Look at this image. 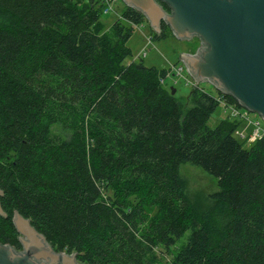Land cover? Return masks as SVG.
Wrapping results in <instances>:
<instances>
[{"label": "trees", "instance_id": "trees-1", "mask_svg": "<svg viewBox=\"0 0 264 264\" xmlns=\"http://www.w3.org/2000/svg\"><path fill=\"white\" fill-rule=\"evenodd\" d=\"M104 8L0 0V243L21 248L17 211L84 264H154L189 229L167 264H264V136L246 147L239 118L209 128L220 97L239 107L220 92L195 86L184 110L165 70L132 60L144 15L125 7L111 38ZM170 32L163 22L153 38ZM186 162L218 180L202 214L183 191Z\"/></svg>", "mask_w": 264, "mask_h": 264}, {"label": "water", "instance_id": "water-1", "mask_svg": "<svg viewBox=\"0 0 264 264\" xmlns=\"http://www.w3.org/2000/svg\"><path fill=\"white\" fill-rule=\"evenodd\" d=\"M122 1L144 15L155 34L164 22L178 39H198L194 53L180 54L195 86L210 83L264 122V0ZM0 215L6 216L1 202ZM13 223L22 251L0 243V264H84L76 253L56 251L17 211Z\"/></svg>", "mask_w": 264, "mask_h": 264}, {"label": "rangeland", "instance_id": "rangeland-1", "mask_svg": "<svg viewBox=\"0 0 264 264\" xmlns=\"http://www.w3.org/2000/svg\"><path fill=\"white\" fill-rule=\"evenodd\" d=\"M125 7L126 5L122 0H116V2L112 4L113 11H106L107 8L105 4L101 20L106 25L104 29L105 33L111 38L114 37L112 24L116 19L122 18ZM132 32L127 43L133 53L132 60L138 62L142 60L148 67L165 70V86L168 89L172 87L175 89V96L182 104L184 110L191 108L193 103L190 99V93L195 87V83H193L192 77L181 62L180 54L182 52L194 53L199 46V40H180L175 37L172 32L165 38L154 39V32L150 28L148 21H145L139 26H134ZM149 37L152 39L150 44H148ZM193 50L194 52H192ZM143 51H146L145 56L142 55ZM129 61L130 60H128V62ZM180 67L183 68L181 73L178 74L177 71ZM197 87H201L216 96L219 92L208 82H202L197 85ZM238 109L241 110L242 107L239 106ZM246 116V119H242L243 121L238 127L236 134L237 132L245 134L244 139H247L246 147H249L251 143L254 142L253 137L256 124L258 123L260 127L264 128V122L256 113H248ZM227 118L235 119L231 115V109L220 103L216 111L207 121V126L209 128H214L219 121ZM179 177L183 184L184 194L190 200L195 212L202 214L214 205L215 201L212 195L220 190L216 177L206 172L201 167L189 162L180 165ZM191 232L190 229L187 230L177 241L176 245L172 247L171 252L158 248L154 256V264H167L172 258V254L177 252L179 248L188 242Z\"/></svg>", "mask_w": 264, "mask_h": 264}, {"label": "built area", "instance_id": "built-area-1", "mask_svg": "<svg viewBox=\"0 0 264 264\" xmlns=\"http://www.w3.org/2000/svg\"><path fill=\"white\" fill-rule=\"evenodd\" d=\"M103 1V3H105L106 4V11H113L112 9V4L114 3V2H116V0H102ZM142 24V23H141ZM141 24H136L135 26H139V25H141ZM152 39L149 37L148 38V44H150L152 41H151ZM142 55L143 56H145L146 55V51H143L142 52ZM182 68L183 67H180L179 69H178V74H180L181 73V71H182ZM164 81V79H161V82H163ZM194 83V82H193ZM219 101H220V103H222L225 107H229L230 109H231V115H232V117H234V118H239V119H246V114H248L249 112L248 111H246L245 109H241V110H239L238 109V107H236L235 105H229V104H227L224 100H223V98H219ZM242 111H244V112H242ZM237 134L241 137V138H245V134H243V133H240V132H237ZM264 136V128H262V127H260V125L257 123L256 124V128H255V131H254V137H253V139L255 140V139H257V138H261V137H263Z\"/></svg>", "mask_w": 264, "mask_h": 264}, {"label": "flooded vegetation", "instance_id": "flooded-vegetation-1", "mask_svg": "<svg viewBox=\"0 0 264 264\" xmlns=\"http://www.w3.org/2000/svg\"><path fill=\"white\" fill-rule=\"evenodd\" d=\"M18 251H22V247L20 249H17ZM48 264V263H47Z\"/></svg>", "mask_w": 264, "mask_h": 264}]
</instances>
